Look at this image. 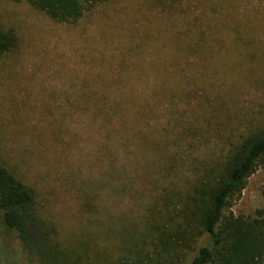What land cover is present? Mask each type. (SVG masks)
Masks as SVG:
<instances>
[{
    "label": "rangeland",
    "instance_id": "374dc122",
    "mask_svg": "<svg viewBox=\"0 0 264 264\" xmlns=\"http://www.w3.org/2000/svg\"><path fill=\"white\" fill-rule=\"evenodd\" d=\"M189 26L196 35L198 27V37L185 35ZM0 29L17 37L14 50L0 58V161L37 191L66 238L94 231L90 200L113 215L143 216L152 201L150 180L160 169L153 164L163 158L159 152L143 156L140 138L168 143L189 123L211 122L217 131L205 128L209 138L234 141L264 117V0H109L66 24L27 0H0ZM197 40L198 51L188 52L187 44ZM99 91L109 94L108 103L116 96L145 108L128 126L137 140L126 144L142 161L130 170L138 192L133 200L87 194L99 170L83 94ZM205 146L186 155L196 157ZM224 146L221 141L214 150ZM179 147L186 151L184 142ZM195 168L187 163L181 178ZM141 172L150 180L140 182ZM263 208L264 170H258L233 199L232 211L252 215ZM109 217L106 211L103 219ZM0 264H25L1 222Z\"/></svg>",
    "mask_w": 264,
    "mask_h": 264
},
{
    "label": "trees",
    "instance_id": "16d2710c",
    "mask_svg": "<svg viewBox=\"0 0 264 264\" xmlns=\"http://www.w3.org/2000/svg\"><path fill=\"white\" fill-rule=\"evenodd\" d=\"M107 1L27 0L60 24L77 22L86 11ZM194 32L189 26L185 35ZM196 33L198 37V27ZM16 42L12 31L0 29V58L11 53ZM187 49L198 51V40L188 43ZM177 93L183 102L187 99L183 92ZM83 95L88 105L82 114L90 118L87 128L96 140L99 170L89 181L87 194L95 199L106 194L114 200H133L138 192L132 188L135 179L130 170L142 161L126 144L133 136L128 126L142 119L145 108L137 109L127 98L116 96L108 103L104 100L109 94L101 91ZM205 128L211 135L217 131L211 122L200 126L194 122L169 137L168 143L162 138L158 143L155 136L140 138L143 156L159 152L163 158L158 166L153 164L160 167L158 179L150 180L141 172L140 182L150 180L153 186L143 216L134 220L127 213L113 215L90 200L94 231L68 238L46 214L37 191L0 161V222L16 239L21 260L25 264H264V208L252 215L232 211L233 199L248 179L264 170V117L234 141L216 136L225 142L219 151L214 148L221 141L209 138ZM181 142L185 152L180 150ZM197 145L208 150L190 159L186 152ZM142 160L153 167L147 158ZM187 163L196 168L191 177L181 178ZM106 211L108 220L103 219Z\"/></svg>",
    "mask_w": 264,
    "mask_h": 264
}]
</instances>
